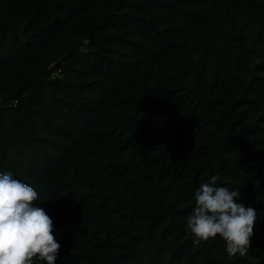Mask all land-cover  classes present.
I'll return each mask as SVG.
<instances>
[{
  "label": "trees",
  "instance_id": "1",
  "mask_svg": "<svg viewBox=\"0 0 264 264\" xmlns=\"http://www.w3.org/2000/svg\"><path fill=\"white\" fill-rule=\"evenodd\" d=\"M0 171L56 264H264V0H0ZM212 175L257 211L243 257L186 231Z\"/></svg>",
  "mask_w": 264,
  "mask_h": 264
},
{
  "label": "clouds",
  "instance_id": "2",
  "mask_svg": "<svg viewBox=\"0 0 264 264\" xmlns=\"http://www.w3.org/2000/svg\"><path fill=\"white\" fill-rule=\"evenodd\" d=\"M218 180V175H212L196 188L186 231L194 245L219 236L229 258L243 257L250 247L257 211L237 203L241 193L218 186ZM37 199L32 186L0 171V264H56L61 244L54 237L53 220L34 205Z\"/></svg>",
  "mask_w": 264,
  "mask_h": 264
}]
</instances>
